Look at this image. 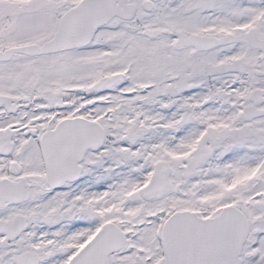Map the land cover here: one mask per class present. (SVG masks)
Returning <instances> with one entry per match:
<instances>
[{
  "label": "snow or ice",
  "instance_id": "obj_1",
  "mask_svg": "<svg viewBox=\"0 0 264 264\" xmlns=\"http://www.w3.org/2000/svg\"><path fill=\"white\" fill-rule=\"evenodd\" d=\"M0 264H264V0H0Z\"/></svg>",
  "mask_w": 264,
  "mask_h": 264
}]
</instances>
